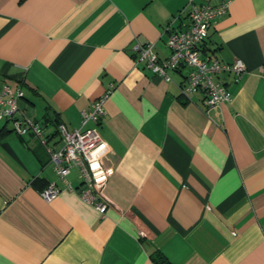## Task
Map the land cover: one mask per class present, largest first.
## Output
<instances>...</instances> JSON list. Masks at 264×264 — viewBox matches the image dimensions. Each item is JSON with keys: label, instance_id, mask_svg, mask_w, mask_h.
I'll return each mask as SVG.
<instances>
[{"label": "crops", "instance_id": "1", "mask_svg": "<svg viewBox=\"0 0 264 264\" xmlns=\"http://www.w3.org/2000/svg\"><path fill=\"white\" fill-rule=\"evenodd\" d=\"M221 1L200 54L244 70L217 74L231 97L206 109L181 94L184 69L164 80L130 47L166 56L190 4ZM3 84L53 147L57 123L77 127L112 86L88 123L107 144L102 213L62 188L35 135L0 119V264H154L153 249L167 264H264V0H0ZM65 179L78 186L76 167ZM48 181L61 189L45 201Z\"/></svg>", "mask_w": 264, "mask_h": 264}, {"label": "built area", "instance_id": "2", "mask_svg": "<svg viewBox=\"0 0 264 264\" xmlns=\"http://www.w3.org/2000/svg\"><path fill=\"white\" fill-rule=\"evenodd\" d=\"M226 8V1L215 5L208 3H191L187 12L185 27H171L165 38L168 53L158 58L152 50L151 42H134L130 50L134 60L141 61L151 72L158 74L164 80L169 79L167 70H181L182 83L180 92L187 96L191 93H201V103L208 109L221 101L230 99L228 89L216 78L217 74L226 71L237 79L244 70L243 62L234 58L230 62L217 58H205L200 54L199 44L206 36L208 25L220 16ZM109 86L97 97L90 101L88 107L80 111L79 125L70 130L62 123H57L59 144L56 147L47 146L46 138L41 135L40 126L25 116L17 107L15 100L21 95V90H11L7 84L2 85L0 93V119L9 121L17 134L31 132L43 145L48 162L62 188L73 190L83 202L102 213L108 200L103 196L101 188L107 179V170L101 164V152L106 148V142L101 138L94 126L103 115V102L110 90ZM9 96L3 98L2 94ZM16 113H20L16 116ZM70 167H76L79 184L73 187L66 179ZM61 186L48 181L39 191L40 197L51 200Z\"/></svg>", "mask_w": 264, "mask_h": 264}, {"label": "trees", "instance_id": "3", "mask_svg": "<svg viewBox=\"0 0 264 264\" xmlns=\"http://www.w3.org/2000/svg\"><path fill=\"white\" fill-rule=\"evenodd\" d=\"M149 256L154 264H167L166 259L155 249L150 251Z\"/></svg>", "mask_w": 264, "mask_h": 264}, {"label": "rangeland", "instance_id": "4", "mask_svg": "<svg viewBox=\"0 0 264 264\" xmlns=\"http://www.w3.org/2000/svg\"><path fill=\"white\" fill-rule=\"evenodd\" d=\"M183 69H185V68H183Z\"/></svg>", "mask_w": 264, "mask_h": 264}]
</instances>
